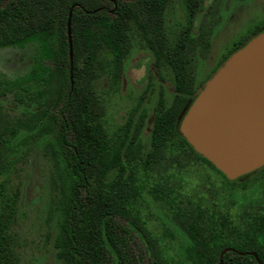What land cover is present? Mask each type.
<instances>
[{"label":"trees","instance_id":"1","mask_svg":"<svg viewBox=\"0 0 264 264\" xmlns=\"http://www.w3.org/2000/svg\"><path fill=\"white\" fill-rule=\"evenodd\" d=\"M178 1L183 18L168 22L175 0H0V48L32 49L29 70L0 80V93L27 95L39 132L52 136L60 192L51 211L55 264H166L147 228L151 198L167 204L188 238L179 264H264V167L229 181L177 130L203 83L264 24L198 79L189 53L196 37L209 49L200 26L194 33L206 0ZM135 43L149 52L152 70L144 93L109 121L102 96L118 92ZM154 80L169 83L170 91L160 89L147 129L146 94ZM0 124V264H18L10 232L18 195L5 194L16 169L2 139L9 127L4 119ZM198 165L228 186L229 205L192 204L169 187L173 175L196 173Z\"/></svg>","mask_w":264,"mask_h":264},{"label":"rangeland","instance_id":"2","mask_svg":"<svg viewBox=\"0 0 264 264\" xmlns=\"http://www.w3.org/2000/svg\"><path fill=\"white\" fill-rule=\"evenodd\" d=\"M175 4V10L168 15V22L175 20L174 15L180 20L183 18L179 1L175 0ZM263 24L264 0H206L194 33L199 32L197 27L200 26L204 38L208 39L209 49L205 52L200 37H196L195 47L189 53L196 66L197 78L204 77L223 55ZM31 54L30 47L0 48V80L12 81L23 76L30 68ZM150 70L149 52L135 43L124 64L118 92L109 99L108 95L102 96L107 102L106 117L109 121L118 119L144 93L145 77ZM153 83L152 91L146 94L147 129L160 89L166 96L170 91L169 83L157 80ZM34 112V105H29V98L20 90H7L4 96L0 93V121L4 119L10 129L2 139H5L16 169L11 183L5 188L8 197L14 192L18 195L15 218L10 226L12 247L18 264H55L52 247L55 221L51 211L55 197L60 193L59 179L54 167L51 133L47 130L39 132L33 119ZM147 129L143 133L145 141ZM199 166L196 173L173 175L169 187L182 190L192 204L200 203L206 208L229 205L228 186L209 168ZM184 205L189 208L188 204ZM168 208L162 200L148 199L145 219L149 233L157 240L158 248L167 259L166 264H179L185 258L184 247L189 241ZM142 264H150V260L145 259Z\"/></svg>","mask_w":264,"mask_h":264},{"label":"water","instance_id":"3","mask_svg":"<svg viewBox=\"0 0 264 264\" xmlns=\"http://www.w3.org/2000/svg\"><path fill=\"white\" fill-rule=\"evenodd\" d=\"M67 34L71 58L70 13ZM177 130L229 181L264 167V30L203 83L178 117Z\"/></svg>","mask_w":264,"mask_h":264}]
</instances>
